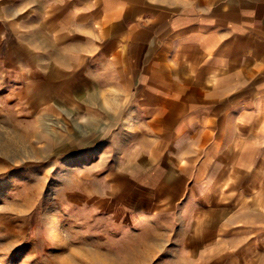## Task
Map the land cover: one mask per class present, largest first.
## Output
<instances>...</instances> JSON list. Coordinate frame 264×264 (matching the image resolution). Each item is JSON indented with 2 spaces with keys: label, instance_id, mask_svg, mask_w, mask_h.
I'll list each match as a JSON object with an SVG mask.
<instances>
[{
  "label": "crops",
  "instance_id": "obj_1",
  "mask_svg": "<svg viewBox=\"0 0 264 264\" xmlns=\"http://www.w3.org/2000/svg\"><path fill=\"white\" fill-rule=\"evenodd\" d=\"M95 17L58 66L74 112L96 101L102 142L135 143L133 174L154 178L131 208L177 214L189 253L213 238L264 264V0H112Z\"/></svg>",
  "mask_w": 264,
  "mask_h": 264
},
{
  "label": "rangeland",
  "instance_id": "obj_2",
  "mask_svg": "<svg viewBox=\"0 0 264 264\" xmlns=\"http://www.w3.org/2000/svg\"><path fill=\"white\" fill-rule=\"evenodd\" d=\"M108 1L0 0V264H245L213 238L189 253L177 214L131 208L155 189L133 174L135 143L116 153L102 142L108 132L84 93L88 110L73 111L75 86L58 64L65 45L72 56L91 41Z\"/></svg>",
  "mask_w": 264,
  "mask_h": 264
},
{
  "label": "bare ground",
  "instance_id": "obj_3",
  "mask_svg": "<svg viewBox=\"0 0 264 264\" xmlns=\"http://www.w3.org/2000/svg\"><path fill=\"white\" fill-rule=\"evenodd\" d=\"M48 28H49V27H48ZM48 30H49V29H48ZM43 95H45V93L41 95V98L44 97ZM73 111H74V110H73ZM75 166H76V165H74V167H75Z\"/></svg>",
  "mask_w": 264,
  "mask_h": 264
}]
</instances>
